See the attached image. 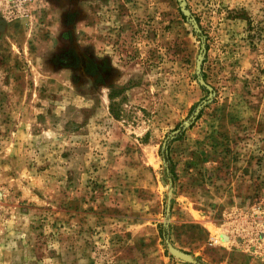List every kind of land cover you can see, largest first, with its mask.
I'll list each match as a JSON object with an SVG mask.
<instances>
[{"label": "rangeland", "instance_id": "rangeland-1", "mask_svg": "<svg viewBox=\"0 0 264 264\" xmlns=\"http://www.w3.org/2000/svg\"><path fill=\"white\" fill-rule=\"evenodd\" d=\"M0 264H264V0H0Z\"/></svg>", "mask_w": 264, "mask_h": 264}, {"label": "trees", "instance_id": "trees-1", "mask_svg": "<svg viewBox=\"0 0 264 264\" xmlns=\"http://www.w3.org/2000/svg\"><path fill=\"white\" fill-rule=\"evenodd\" d=\"M117 94H120V91H116V90H113L112 93H110L109 95V98H110V112L111 114L116 118V119H119L120 118V105L115 103V96H117Z\"/></svg>", "mask_w": 264, "mask_h": 264}]
</instances>
